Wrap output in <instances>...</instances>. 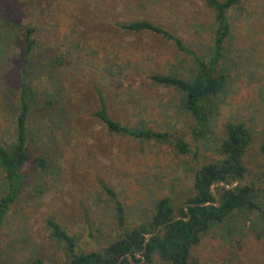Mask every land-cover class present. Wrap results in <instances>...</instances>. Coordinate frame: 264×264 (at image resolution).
Returning <instances> with one entry per match:
<instances>
[{
  "label": "rangeland",
  "instance_id": "1",
  "mask_svg": "<svg viewBox=\"0 0 264 264\" xmlns=\"http://www.w3.org/2000/svg\"><path fill=\"white\" fill-rule=\"evenodd\" d=\"M141 19L177 35L201 57L211 54L216 25L204 0H0L4 145L15 136L26 27L34 28L35 44L25 80L37 98L28 118V178L0 232V264H66L63 244L47 227L49 217L76 237V252H88L148 219L160 197H170L177 210L194 193L195 172L222 157L218 145L231 122L244 123L250 133L244 181L262 186L264 0H241L228 11L231 32L215 69L223 87L202 137L193 133L196 123L181 104L182 93L150 79L156 73L188 77L193 57L153 31L117 25ZM98 90L114 119L181 136L189 151L108 131L94 115ZM42 154L46 170L35 161ZM5 184L0 167V196ZM104 185L124 206L123 228ZM233 220L232 232L217 227L193 247L199 264H264L258 212ZM140 264L171 263L155 255Z\"/></svg>",
  "mask_w": 264,
  "mask_h": 264
},
{
  "label": "trees",
  "instance_id": "2",
  "mask_svg": "<svg viewBox=\"0 0 264 264\" xmlns=\"http://www.w3.org/2000/svg\"><path fill=\"white\" fill-rule=\"evenodd\" d=\"M204 1L214 11L216 25L211 54L207 59L187 47L180 37L152 21L141 19L117 23L125 30H148L160 34L171 40L179 50L193 57L195 69L188 77L156 73L152 74L150 79L157 84L172 86L182 93L181 104L195 120L196 128L193 129V133L196 137H202L206 133L216 108V97L223 87L222 77L216 75L215 69L223 57L224 43L231 32L228 11L241 0ZM34 31L33 27H26L15 136L7 145L0 141V167L6 182L5 190L0 196V232L11 206L17 201L28 178L27 172L24 171V166L31 157L28 148V118L37 98L32 86L25 80V75H28L30 55L34 50L35 40L32 38ZM98 94L99 107L94 115L108 131L135 138L167 141L173 143L180 153L189 151L188 143L181 136L117 121L110 115L99 90ZM249 141L250 133L244 123H228L226 135L218 145V152L222 157L215 162L202 165L195 172L194 193L186 198L177 210L170 197L156 199L153 212L148 219L125 229L102 249L76 252V237L68 233L53 218H47L46 224L51 235L63 244L67 252L66 264H140L142 261L150 263L155 255L171 264H199V260L192 256L193 247L204 235L217 227H226V230L232 232L236 228L232 225L235 221L233 219L238 213L256 210L259 214V223L263 225L264 230V170L261 173L262 186L255 187L252 182L244 181L246 169L242 158ZM261 151L264 156V141L261 144ZM35 161L38 167L46 170L45 155L36 156ZM233 181L237 183L231 186ZM221 182L230 187L217 184ZM104 189L113 202L116 223L123 228L126 221L124 206L113 188L104 185ZM259 197L261 200L257 199ZM159 226V230L153 234ZM148 235H150L148 239H145ZM37 264L42 262L37 260Z\"/></svg>",
  "mask_w": 264,
  "mask_h": 264
},
{
  "label": "water",
  "instance_id": "3",
  "mask_svg": "<svg viewBox=\"0 0 264 264\" xmlns=\"http://www.w3.org/2000/svg\"><path fill=\"white\" fill-rule=\"evenodd\" d=\"M236 183H237V181H233L232 184H231V186H232V185H235ZM217 184H223V185L226 186V187H230V186L226 185L224 182L217 183ZM159 228H160V226L156 229V231H155L153 234H155V233L159 230ZM153 234H151V235H153ZM149 236H150V235L146 236L145 239H148ZM128 256H129V254H128ZM143 260H144V258H143ZM142 262H143V261H142Z\"/></svg>",
  "mask_w": 264,
  "mask_h": 264
}]
</instances>
